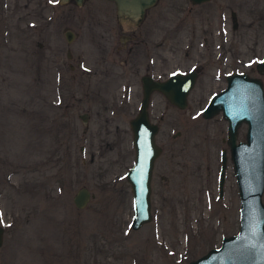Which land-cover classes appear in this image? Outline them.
<instances>
[{"label": "rangeland", "instance_id": "rangeland-1", "mask_svg": "<svg viewBox=\"0 0 264 264\" xmlns=\"http://www.w3.org/2000/svg\"><path fill=\"white\" fill-rule=\"evenodd\" d=\"M220 4L158 0L136 30L132 21L124 30L111 0H0V264H185L238 230L227 121L201 111L226 73L258 74L264 19L242 6L233 28ZM190 68L199 73L185 108L158 92L150 98L162 148L153 217L131 229L125 173L134 161L129 120L140 77ZM245 132L242 124L238 140ZM82 185L92 196L77 208L72 198Z\"/></svg>", "mask_w": 264, "mask_h": 264}, {"label": "water", "instance_id": "water-1", "mask_svg": "<svg viewBox=\"0 0 264 264\" xmlns=\"http://www.w3.org/2000/svg\"><path fill=\"white\" fill-rule=\"evenodd\" d=\"M73 1L77 5L84 0ZM119 18L139 24L148 8L157 0H112ZM203 2L204 0H193ZM68 39L70 35L67 33ZM258 74L264 73V57L256 64ZM197 78V71L172 73L165 79H154L145 75L142 80V97L136 114L130 118L134 161L127 169L125 178L129 183L133 215L129 226L137 230L152 220L151 179L154 163L161 153L156 142L159 126L150 119L149 101L154 91H159L178 108H185L188 94ZM221 113L227 121L226 143L232 162L239 194V228L224 235L218 246L209 248L203 254L185 264H264V91L259 77L246 72H232L226 76V85L214 93L202 116L210 118ZM246 124L244 140L238 139L239 127ZM228 153L220 151L218 174V195L223 194ZM92 194L87 186L75 191L72 201L77 208L87 205ZM4 227L0 225V245L3 242Z\"/></svg>", "mask_w": 264, "mask_h": 264}, {"label": "flooded vegetation", "instance_id": "flooded-vegetation-1", "mask_svg": "<svg viewBox=\"0 0 264 264\" xmlns=\"http://www.w3.org/2000/svg\"><path fill=\"white\" fill-rule=\"evenodd\" d=\"M191 2H193V3H206V2H210L211 0H204L203 2H195V1H193V0H190ZM231 1L232 0H220V2H221V4H220V7L221 8H223V9H226L227 11H228V13H229V15H230V17H231V21H232V27L233 28H236L237 27V25H238V20H239V15L240 14H242L243 13V11L244 12H246V13H248V14H250V16L251 15H253V17H256V16H258V20H263L264 19V0H257V2H259V7L258 6H255V5H253V3H255V0H251V1H249L247 4H245V3H242V2H239L238 0H235V1H232L233 3H235V5H232L231 4ZM62 2V1H61ZM70 3H72L73 1H69ZM85 2V1H84ZM113 2V1H112ZM62 3H67V2H62ZM74 3V2H73ZM75 4V3H74ZM76 6H81V5H77V4H75ZM244 7V10H243V7ZM144 18H145V16H144ZM144 18H143V20H144ZM142 20V21H143ZM142 21L139 23V24H135V26L134 27H131L130 28V30H136L137 29V27L142 23ZM124 29V28H123ZM128 29H129V27H128ZM127 28H125L124 30H128ZM67 33L70 35V37H71V35H72V32L69 30V29H67L66 31H65V35H66V37L68 36L67 35ZM67 39H68V37H67ZM71 39V38H70ZM129 39V38H128ZM69 40V39H68ZM207 42H208V40H207ZM129 49H131V47H129ZM228 51H230L231 50V48H229V49H227ZM264 57V55L262 56V57H260L259 59H257V61L255 62V70H256V64H257V62L259 61V60H261L262 58ZM196 69V71H197V77H198V73H199V68L197 69V68H195ZM189 70V69H188ZM231 72H245V71H240V70H231L229 73H231ZM256 72H257V70H256ZM229 73H226L225 75H224V80H225V84H226V76L229 74ZM246 73H248V72H246ZM249 74V73H248ZM145 75H151V74H148V73H146V74H143V75H141V77H140V83H141V92H142V80H141V78L143 77V76H145ZM250 75V74H249ZM154 79H161V78H156V77H154L153 75H151ZM251 76H257V77H259L260 79H261V81H262V84H263V91H264V79H263V77H264V73L263 74H257V75H251ZM197 79V78H196ZM155 92H158V93H160L159 91H154V92H152L151 93V95H150V98H151V96H152V94L153 93H155ZM162 94V93H161ZM141 97H142V95H141ZM210 99V98H209ZM209 99H208V101H209ZM207 101V102H208ZM221 114V113H220ZM222 115V114H221ZM242 124H244V123H242ZM241 124V125H242ZM241 125H240V127H241ZM246 125V124H245Z\"/></svg>", "mask_w": 264, "mask_h": 264}, {"label": "bare ground", "instance_id": "bare-ground-1", "mask_svg": "<svg viewBox=\"0 0 264 264\" xmlns=\"http://www.w3.org/2000/svg\"><path fill=\"white\" fill-rule=\"evenodd\" d=\"M122 23L124 24V29H125V27L128 25V20H126V19H124L123 21H122ZM126 25V26H125ZM128 29V28H127Z\"/></svg>", "mask_w": 264, "mask_h": 264}]
</instances>
